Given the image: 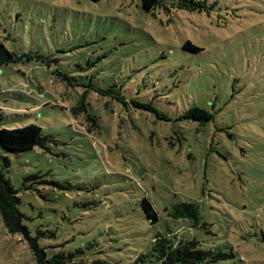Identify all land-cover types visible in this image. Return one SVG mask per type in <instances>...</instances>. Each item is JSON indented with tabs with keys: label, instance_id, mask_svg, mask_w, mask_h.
Masks as SVG:
<instances>
[{
	"label": "rangeland",
	"instance_id": "1",
	"mask_svg": "<svg viewBox=\"0 0 264 264\" xmlns=\"http://www.w3.org/2000/svg\"><path fill=\"white\" fill-rule=\"evenodd\" d=\"M199 1L0 0V41L46 58L0 69V130L34 124L51 140L0 146V167L49 258L160 264V235L233 252L215 264H264V0ZM193 107L213 119L179 120ZM181 202L209 227L169 216ZM0 264H39L1 216Z\"/></svg>",
	"mask_w": 264,
	"mask_h": 264
},
{
	"label": "trees",
	"instance_id": "2",
	"mask_svg": "<svg viewBox=\"0 0 264 264\" xmlns=\"http://www.w3.org/2000/svg\"><path fill=\"white\" fill-rule=\"evenodd\" d=\"M93 2H99L101 0H91ZM142 9L147 13H153L158 7L167 3L166 0H138ZM168 4V3H167ZM171 5L183 10H190L188 6H207L206 1L197 0H177V2L171 3ZM210 8H213L210 5ZM183 50L190 53H201L203 48L194 45L191 41L185 42ZM33 59L43 60L46 58L32 53L29 55H17L15 52L10 51L5 44L0 41V69L10 64L29 61ZM51 67L50 65L48 66ZM64 80H68L70 83L71 78L64 76ZM79 85V83H75ZM138 107L149 109L153 111L149 104L136 103ZM82 100L80 104L74 108V114L77 111L82 110ZM160 116V113H158ZM165 120H169L167 116H163ZM213 114L205 109L193 107L183 113L179 120H194V121H210L213 119ZM51 140L43 135V131L40 127L29 124L22 128L16 129H1L0 130V146L3 150L9 152H28L32 151L36 147H40L44 150H48V142ZM21 198L18 196V190L13 186L10 179H8L2 168L0 167V216L4 222L7 231L12 234H20L27 240L29 246L39 264H84L83 259L75 257V253H59L49 258L45 249L39 245L38 237H32L31 232L25 225L26 216L20 211ZM142 207L146 217L152 224L158 221L157 212L147 199L142 200ZM175 220L183 219L189 220L192 225L198 229L208 228V224L203 220L200 208L195 203L181 202L174 205L172 211L169 213ZM264 240V238H263ZM142 256L138 260H143L148 257ZM151 256L155 257L160 264H215L219 261H225L234 256L225 253H213L210 250H204L201 247V243L196 240L179 241L177 238L157 236L154 241ZM97 264V263H95Z\"/></svg>",
	"mask_w": 264,
	"mask_h": 264
}]
</instances>
